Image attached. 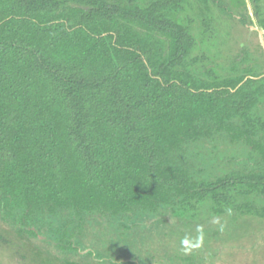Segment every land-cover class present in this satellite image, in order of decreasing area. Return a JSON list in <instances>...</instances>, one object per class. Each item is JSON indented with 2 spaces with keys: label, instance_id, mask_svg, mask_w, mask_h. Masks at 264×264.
I'll return each mask as SVG.
<instances>
[{
  "label": "trees",
  "instance_id": "obj_1",
  "mask_svg": "<svg viewBox=\"0 0 264 264\" xmlns=\"http://www.w3.org/2000/svg\"><path fill=\"white\" fill-rule=\"evenodd\" d=\"M186 1L0 0V214L20 234L66 214L58 248L76 252L87 215H194L208 201L264 220L237 199L264 195V76L194 72L174 17ZM219 136L254 168L195 179L188 147Z\"/></svg>",
  "mask_w": 264,
  "mask_h": 264
},
{
  "label": "rangeland",
  "instance_id": "obj_2",
  "mask_svg": "<svg viewBox=\"0 0 264 264\" xmlns=\"http://www.w3.org/2000/svg\"><path fill=\"white\" fill-rule=\"evenodd\" d=\"M174 17L189 27L197 74L264 76V0H208L207 7L187 0ZM256 115L264 119V101ZM186 155L192 176L207 181L251 170L257 159L244 144L223 136L190 145ZM237 199L264 207V195ZM211 207L203 203L194 215L179 206L117 218L87 215L74 240L76 252L58 248L74 217H40L32 225L37 235L28 236L18 232L16 220L0 214V264H264V220L235 210L217 216Z\"/></svg>",
  "mask_w": 264,
  "mask_h": 264
},
{
  "label": "clouds",
  "instance_id": "obj_3",
  "mask_svg": "<svg viewBox=\"0 0 264 264\" xmlns=\"http://www.w3.org/2000/svg\"><path fill=\"white\" fill-rule=\"evenodd\" d=\"M184 243L186 244V243H187V241H184Z\"/></svg>",
  "mask_w": 264,
  "mask_h": 264
}]
</instances>
